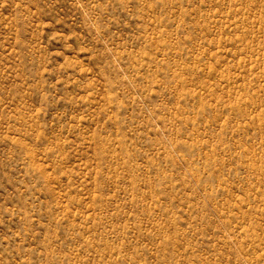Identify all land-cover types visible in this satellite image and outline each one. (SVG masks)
Masks as SVG:
<instances>
[{"label": "rangeland", "instance_id": "rangeland-1", "mask_svg": "<svg viewBox=\"0 0 264 264\" xmlns=\"http://www.w3.org/2000/svg\"><path fill=\"white\" fill-rule=\"evenodd\" d=\"M0 264H264V0H0Z\"/></svg>", "mask_w": 264, "mask_h": 264}]
</instances>
